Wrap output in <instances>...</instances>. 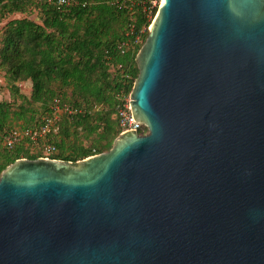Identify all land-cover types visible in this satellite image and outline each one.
Returning <instances> with one entry per match:
<instances>
[{
	"label": "water",
	"instance_id": "1",
	"mask_svg": "<svg viewBox=\"0 0 264 264\" xmlns=\"http://www.w3.org/2000/svg\"><path fill=\"white\" fill-rule=\"evenodd\" d=\"M133 120L0 174V264H264V0H163Z\"/></svg>",
	"mask_w": 264,
	"mask_h": 264
},
{
	"label": "trees",
	"instance_id": "2",
	"mask_svg": "<svg viewBox=\"0 0 264 264\" xmlns=\"http://www.w3.org/2000/svg\"><path fill=\"white\" fill-rule=\"evenodd\" d=\"M75 1L57 10L48 0H0V72L13 100L0 101V132L18 122L20 129L37 126L59 99L77 111L60 117L59 133L49 142L56 152L49 156L72 163L109 151L120 134L115 107L138 75L136 54L158 5L147 4L159 0ZM35 8L40 23L10 17ZM18 83L30 87L29 97ZM27 145L8 149L0 141V174L17 159L42 156Z\"/></svg>",
	"mask_w": 264,
	"mask_h": 264
},
{
	"label": "built area",
	"instance_id": "3",
	"mask_svg": "<svg viewBox=\"0 0 264 264\" xmlns=\"http://www.w3.org/2000/svg\"><path fill=\"white\" fill-rule=\"evenodd\" d=\"M57 10L69 7L76 3L75 0H48ZM156 1H149V7L156 6ZM150 13V8L148 10ZM140 42V37H136L134 45H137ZM18 88L20 90L25 89L26 86L24 83H18ZM130 97H121L119 103L115 107L116 117L118 118L119 126L121 132L134 130L139 135L144 134V131L139 133L144 129L141 123H136L131 115L130 109ZM77 110L71 109L66 105H62L59 99H55L50 106V113L42 117L40 123L32 128L20 129V128H11L0 132V141L8 149H13L19 145H25V148L28 147L27 144H31L34 148H39L42 152V156L39 158L51 159L49 155L56 152V148L50 142L51 139L56 137L59 133V122L60 117L63 114H71ZM146 131V130H145ZM40 141L45 142L42 147H38Z\"/></svg>",
	"mask_w": 264,
	"mask_h": 264
},
{
	"label": "rangeland",
	"instance_id": "4",
	"mask_svg": "<svg viewBox=\"0 0 264 264\" xmlns=\"http://www.w3.org/2000/svg\"><path fill=\"white\" fill-rule=\"evenodd\" d=\"M160 3H161V0H159L157 2L158 5L156 4L157 10L160 6ZM10 17H14L16 19L17 18H28L30 20L35 21L36 23H40V17L41 16H40V11L37 8H35V9L30 10L29 12H27L24 15H11ZM154 17H153V19H154ZM152 21H151L150 25L152 24ZM4 23H5V21L0 25V28L3 26ZM150 25H149V27H150ZM149 27H148V31H149ZM0 38H1V31H0ZM20 91H22V92H20L21 94L25 95L26 97H29L28 87H26L25 89L20 90ZM0 101L13 102V100L10 97L8 88L6 87V84L3 81V73L2 72H0ZM13 127L19 128L20 122H18L17 124H13ZM80 140L82 141L83 145H85V146H88L90 144V140H83L82 137L80 138Z\"/></svg>",
	"mask_w": 264,
	"mask_h": 264
},
{
	"label": "bare ground",
	"instance_id": "5",
	"mask_svg": "<svg viewBox=\"0 0 264 264\" xmlns=\"http://www.w3.org/2000/svg\"><path fill=\"white\" fill-rule=\"evenodd\" d=\"M163 3V0H161V3H160V5Z\"/></svg>",
	"mask_w": 264,
	"mask_h": 264
},
{
	"label": "crops",
	"instance_id": "6",
	"mask_svg": "<svg viewBox=\"0 0 264 264\" xmlns=\"http://www.w3.org/2000/svg\"><path fill=\"white\" fill-rule=\"evenodd\" d=\"M30 87H28V90H29Z\"/></svg>",
	"mask_w": 264,
	"mask_h": 264
}]
</instances>
